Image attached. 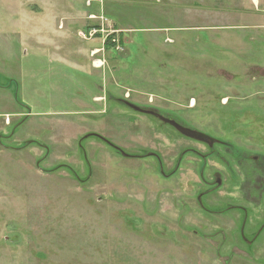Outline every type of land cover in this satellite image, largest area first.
<instances>
[{
  "label": "rangeland",
  "instance_id": "obj_1",
  "mask_svg": "<svg viewBox=\"0 0 264 264\" xmlns=\"http://www.w3.org/2000/svg\"><path fill=\"white\" fill-rule=\"evenodd\" d=\"M0 264H264V0H0Z\"/></svg>",
  "mask_w": 264,
  "mask_h": 264
},
{
  "label": "flooded vegetation",
  "instance_id": "obj_2",
  "mask_svg": "<svg viewBox=\"0 0 264 264\" xmlns=\"http://www.w3.org/2000/svg\"><path fill=\"white\" fill-rule=\"evenodd\" d=\"M125 103L126 102H129V101H124ZM129 103H131V102H129ZM132 104H134V103H132ZM134 105H136V104H134ZM140 107V106H139ZM132 108V107H131ZM142 108V107H141ZM132 109H134V108H132ZM142 109H144V110H150V111H154V110H151V109H146V108H142ZM135 110V109H134ZM137 111V110H136ZM137 112H139V113H142V114H148V115H152L154 118H156V119H158V120H160V121H162L161 119H159L158 117H156V115H154V114H152V113H147V112H142V111H137ZM154 112H157V113H160L159 111H157V110H155ZM161 115H163L162 113H160ZM163 116H165V115H163ZM166 117V116H165ZM169 118V117H168ZM172 119V118H171ZM164 124H165V122L164 121H162ZM166 125H170L169 123H166ZM170 126H172V125H170ZM173 127V126H172ZM174 128V127H173ZM178 131V130H177ZM179 132V131H178ZM180 133V132H179ZM166 134V133H165ZM180 134H182V133H180ZM167 135V134H166ZM183 135V134H182ZM183 136H185V135H183ZM185 137H187V136H185ZM187 138H189V139H192L193 141H195V142H198V143H202L203 145H205L209 150H211V151H209L208 153L207 152H205V153H203V152H201V151H199V150H197V149H195V148H192V147H187V148H185V149H181V151H179V153H178V155L175 157V159L171 162V165H172V170L171 171H166V166L168 167V163L165 161V160H163V158H162V155H161V152L158 150V149H155L154 151H143V150H139V149H135L136 148V146H129V147H127V148H124L123 146H121V145H117V144H113V148L114 149H116L122 156H124V157H127V158H145L146 156H148V157H154V158H156L157 159V165H158V167H159V170H160V172H161V174L163 175V176H167V177H172L173 175H175L176 173H177V171H179V167H180V165H181V163H182V161H183V159H185L186 157H187V155L188 154H196L199 158H201V159H205V158H215V156H216V152H214V147H215V145H217V144H222V140L221 139H216V138H214V139H216V142L214 143V145L213 146H210L208 143H206V142H202V141H199V140H196V139H193V138H190V137H187ZM213 138V137H212ZM104 139V138H103ZM105 140V139H104ZM218 157H221V158H225L226 156L225 155H222V156H218ZM203 182H204V180H203ZM217 184H219V185H221V178L220 177H218L217 178ZM213 192V191H212ZM211 192V193H212ZM204 194V193H203ZM203 194H201V195H198V197H197V201H198V203H199V205L201 206V207H203V209L204 210H208V208H207V206L205 205V203H204V198H203ZM213 194V193H212ZM231 208H239V206H237V205H230V206H228L226 209H221L220 211H218L217 213H221V212H223V211H225V210H227V209H231ZM212 213H214V212H212Z\"/></svg>",
  "mask_w": 264,
  "mask_h": 264
},
{
  "label": "built area",
  "instance_id": "obj_3",
  "mask_svg": "<svg viewBox=\"0 0 264 264\" xmlns=\"http://www.w3.org/2000/svg\"><path fill=\"white\" fill-rule=\"evenodd\" d=\"M90 16L92 17L91 20L94 21V23L87 28L88 32L80 31V36L84 38L88 36L105 37L104 44L108 40L113 45V49H115L116 52L122 50L123 45L121 44L119 37L120 29L115 26L113 20L105 14L99 17L96 15ZM101 50L104 51V45L100 49H94L96 53Z\"/></svg>",
  "mask_w": 264,
  "mask_h": 264
},
{
  "label": "water",
  "instance_id": "obj_4",
  "mask_svg": "<svg viewBox=\"0 0 264 264\" xmlns=\"http://www.w3.org/2000/svg\"><path fill=\"white\" fill-rule=\"evenodd\" d=\"M126 104L132 108H134L137 111H142V112H147V113H152L154 115H156V117H158L159 119H161L162 121H164L165 123H169L170 125H172L176 130H178L180 133H182L183 135L202 141V142H206L208 143L210 146H213L214 143L216 142V139L212 138L211 136H209L208 134L198 131L196 129H192L189 127H186L184 125H182L181 123H179L178 121L165 117L163 115H161L160 113L154 112V111H148V110H144L141 107H139L138 105H134L132 103L126 102Z\"/></svg>",
  "mask_w": 264,
  "mask_h": 264
},
{
  "label": "crops",
  "instance_id": "obj_5",
  "mask_svg": "<svg viewBox=\"0 0 264 264\" xmlns=\"http://www.w3.org/2000/svg\"><path fill=\"white\" fill-rule=\"evenodd\" d=\"M101 3H102V6H103V0H99ZM160 2H165V1H172V0H159ZM186 1H188V2H195L196 3V0H186ZM156 5H154V6H149L150 8H152V9H156V6H159L157 3H155ZM250 4V2H248L247 3V5H249ZM194 5H196V4H194ZM140 6H143V7H145V5H141L140 4ZM197 6V5H196ZM100 7V6H99ZM162 8V7H161ZM134 11L137 9L136 7H133L132 8ZM163 9V8H162ZM76 19H78L79 21H80V19L81 18H76ZM62 21V20H61ZM60 21V24L62 23ZM192 22H193V20H192ZM137 25H136V27L134 28V29H130V30H132V31H130V32H140V33H147V35L150 37V41L152 40V41H155L154 39V37H156V36H150V35H152V34H154V33H150V32H152V31H155V28L154 27H151V28H138L137 26L138 25H144V24H138V23H136ZM196 24H195V22H193V24L191 25L190 24V26H192V28H194V27H198V26H195ZM60 26V25H59ZM192 28H185V27H182V29H185V30H187V31H193V30H191ZM198 29V28H197ZM195 32H193V34H194ZM181 34H183V33H181ZM197 41V40H196ZM198 41H200V40H198Z\"/></svg>",
  "mask_w": 264,
  "mask_h": 264
},
{
  "label": "trees",
  "instance_id": "obj_6",
  "mask_svg": "<svg viewBox=\"0 0 264 264\" xmlns=\"http://www.w3.org/2000/svg\"><path fill=\"white\" fill-rule=\"evenodd\" d=\"M108 47H112V45L110 46V44H108Z\"/></svg>",
  "mask_w": 264,
  "mask_h": 264
}]
</instances>
